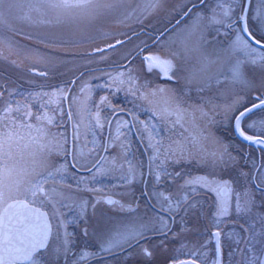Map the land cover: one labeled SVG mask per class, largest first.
Wrapping results in <instances>:
<instances>
[{
  "label": "snow or ice",
  "instance_id": "snow-or-ice-1",
  "mask_svg": "<svg viewBox=\"0 0 264 264\" xmlns=\"http://www.w3.org/2000/svg\"><path fill=\"white\" fill-rule=\"evenodd\" d=\"M0 264H264V0H0Z\"/></svg>",
  "mask_w": 264,
  "mask_h": 264
},
{
  "label": "rangeland",
  "instance_id": "rangeland-1",
  "mask_svg": "<svg viewBox=\"0 0 264 264\" xmlns=\"http://www.w3.org/2000/svg\"><path fill=\"white\" fill-rule=\"evenodd\" d=\"M112 27H113V29L116 30V31H122V29H121L118 25H112ZM41 70H43V69H41ZM156 71L158 72L159 70L157 69ZM164 80H165V78L161 76L159 82H164ZM94 82H95V81H94ZM119 96H120V97H123V93L119 94V95H118L117 97H115V98H118ZM97 99H98V97H97ZM141 118L143 119L144 117L142 116ZM177 258L180 259V258H186V257H184L183 255H178Z\"/></svg>",
  "mask_w": 264,
  "mask_h": 264
},
{
  "label": "trees",
  "instance_id": "trees-1",
  "mask_svg": "<svg viewBox=\"0 0 264 264\" xmlns=\"http://www.w3.org/2000/svg\"><path fill=\"white\" fill-rule=\"evenodd\" d=\"M99 94H97V97H98ZM114 103H117V104H121L123 106L124 104V100H123V97H118V98H114Z\"/></svg>",
  "mask_w": 264,
  "mask_h": 264
}]
</instances>
